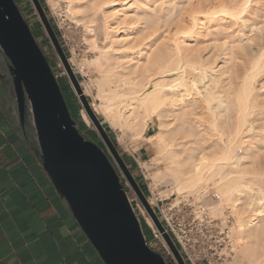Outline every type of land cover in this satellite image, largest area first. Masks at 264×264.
I'll list each match as a JSON object with an SVG mask.
<instances>
[{"label": "bare ground", "instance_id": "obj_1", "mask_svg": "<svg viewBox=\"0 0 264 264\" xmlns=\"http://www.w3.org/2000/svg\"><path fill=\"white\" fill-rule=\"evenodd\" d=\"M64 1L87 32L92 54L80 67L95 76L99 103L93 110L120 140L129 136L151 147L153 154L139 159L143 169L156 168L147 176L151 188L166 182L168 196H192L213 214L228 209L234 219L229 230L239 241L237 263L264 264V166L257 162L264 124L258 123L261 89L254 85L264 73V46L236 77L235 56L225 43L224 64L215 68L196 42L227 18L242 20L255 0H172L178 10L168 11L170 2L164 13L163 2L150 0ZM82 116L90 123L85 110ZM152 118L157 129L146 134ZM210 189L215 199L206 197Z\"/></svg>", "mask_w": 264, "mask_h": 264}, {"label": "water", "instance_id": "obj_2", "mask_svg": "<svg viewBox=\"0 0 264 264\" xmlns=\"http://www.w3.org/2000/svg\"><path fill=\"white\" fill-rule=\"evenodd\" d=\"M32 2L71 72L39 1ZM5 59L8 79L2 71ZM0 69L3 85L9 86L10 95L11 88L14 91L21 125L27 119L30 126L34 153L103 262L167 264L161 254L147 243L107 154L77 129L47 59L14 0H0ZM78 92L81 93L79 88ZM81 99L177 261L185 264L83 94Z\"/></svg>", "mask_w": 264, "mask_h": 264}, {"label": "rangeland", "instance_id": "obj_3", "mask_svg": "<svg viewBox=\"0 0 264 264\" xmlns=\"http://www.w3.org/2000/svg\"><path fill=\"white\" fill-rule=\"evenodd\" d=\"M14 1L17 4L35 40L37 41L47 59L52 73L58 82L63 98L68 107L70 116L75 121L77 129L86 139L96 143L107 154L111 164L115 168L120 182L124 190L126 191L128 198L130 199L131 206L133 207L134 212L139 220L143 234L145 235L146 240L149 241V245L161 254L167 264H179L172 250L167 244L162 232L159 231L154 222V225H151L148 222V218H151L149 212L142 203L137 191L132 186L126 173L107 146L103 136L100 134L96 125L91 120L81 99V94H83L90 109L101 123V126L103 127L106 135L115 147L119 157L122 159L129 173L137 183V186L141 190L142 194L145 196L148 204L150 203L148 201L149 198L151 202L153 200L155 201L156 197L164 198V205L169 203L172 204L174 201L180 199L177 201L180 202V205L182 206L179 220L183 223V225H185L186 229H189V232L192 235L195 244H199L200 246H207L208 242L219 238L220 241H222L219 249L222 250L223 254H225L226 257L224 261H222L221 259H219L218 261L222 262L221 264H238L235 257L237 255L235 251L238 250L239 241L235 237V235H233L234 233H231L232 230H229V226H231L234 220L233 217H231L232 214L229 212V210L224 209L223 214H213L207 209V206L203 204V201L194 199V197L192 196H190V199L188 200L183 199V201L182 197L178 196L177 193H173L172 195L168 196L164 194V192H162L169 187L166 182H161L155 189H152L150 186V179L147 176L149 172L155 170L156 168L152 167L150 169H143L138 165V163L131 155L134 150L140 147L138 145L146 146L147 144H142L140 141L138 142L136 140H132L129 136L124 137V141L120 140L118 131L111 127L109 122L105 119L103 113H96L93 110L92 104L94 102L99 103V100L95 96L96 90L92 81L95 76L92 71H88L87 68L82 69L80 67L81 61L85 58H90L92 52L88 49V44H86L87 32L86 30H84V25L68 15L66 10V2L64 0H38L47 18V21L49 22L50 26L54 28V30H52L59 43L63 55L66 58L71 72H69L64 63L62 55L59 54L58 50L53 44V41L45 30L41 18L32 0ZM150 1L151 4L157 5H161V2H163L162 7H160L163 11H161L162 13L165 12V9L168 10V4L170 2L175 7L178 4L174 5V3L180 2V0H174V3L172 2V0ZM193 1L196 2V0ZM210 1L211 4L213 3L212 1H214L215 4H217L218 2L222 3L224 1L228 2V0ZM165 4H167V6H165ZM173 6L172 9L169 8L170 10L168 11L173 12V9H176V11L178 10L179 5L176 8H173ZM248 11L249 12L242 14V20L227 18V21H222V25L219 28L220 30L218 29L219 32L217 30V32L203 36L196 41L199 42V47H202L204 56H208L209 59H215V65H217L215 68H218L219 66L224 64L221 47L222 44L225 43L229 47V51L231 53L233 52L232 56H235L233 60L231 59L230 63L236 77H240L246 66L249 64L251 58H253L259 51V49L264 46V0L253 1ZM158 12L161 13L160 11ZM230 63H228V66H230ZM263 78L264 73L258 75L254 81V85H256L255 87L259 90L261 89L260 91L257 90L259 91L258 99L260 101V104L262 103L260 107L261 109H259V117H261V119L258 120L259 124H264ZM257 79L259 81H257ZM260 80L263 82V84ZM257 82L263 86H259ZM87 87L89 88V91H86ZM78 88L81 90V93L78 92ZM82 110L86 111L90 119V123H87L83 118ZM156 123L157 122L154 120V118L149 120L146 134L152 133L157 129ZM137 142L140 144H137ZM146 147L148 150H150V153L147 157L140 160H147L149 156L153 154V150L151 149V147H149V145H147ZM257 149L260 153L259 160L257 161L259 162L258 165L264 166V142H260ZM136 159L139 161V158ZM142 171L145 177L143 176ZM211 191L212 190L210 189V192ZM206 195H209V191L206 193ZM206 197L213 198L211 195ZM177 202H174V204H177ZM149 206L152 208L150 204ZM152 210L158 217L161 224H163L158 211L154 210V208H152ZM206 217H210L214 220L215 225L212 227V229H210L209 227L200 226L202 224V220H205ZM165 232L170 236L177 250L181 254V257L185 264H189V262L183 255L180 243L177 241L174 233L170 231ZM183 236L184 234L180 230H178L177 237L181 239L183 238Z\"/></svg>", "mask_w": 264, "mask_h": 264}, {"label": "crops", "instance_id": "obj_4", "mask_svg": "<svg viewBox=\"0 0 264 264\" xmlns=\"http://www.w3.org/2000/svg\"><path fill=\"white\" fill-rule=\"evenodd\" d=\"M8 108L0 104V264H105Z\"/></svg>", "mask_w": 264, "mask_h": 264}, {"label": "built area", "instance_id": "obj_5", "mask_svg": "<svg viewBox=\"0 0 264 264\" xmlns=\"http://www.w3.org/2000/svg\"><path fill=\"white\" fill-rule=\"evenodd\" d=\"M134 159L140 166L139 161L136 158ZM209 194L213 198L217 197L215 195V192L211 191L209 192ZM163 201L164 198L156 197L155 201H152L149 204L152 206V208H154V210L158 211V214L163 221L162 225L164 230L174 233L177 241L180 243L183 255L189 262V264H221L222 262H219L218 260L221 259L222 261H224L226 257L225 254H223L222 250L219 249L222 241H220L219 238H216L213 241L208 242L207 246H200L199 244H195V241L193 240L189 229H186L185 225H183V223L179 220V215L182 209L180 202H178L177 204L169 203L164 205ZM214 225V220L210 217H206L205 220H202V224L200 226L209 227L210 229H212ZM178 230H180L184 234L183 238H181L184 241L177 237ZM147 243L149 244V241H147Z\"/></svg>", "mask_w": 264, "mask_h": 264}, {"label": "flooded vegetation", "instance_id": "obj_6", "mask_svg": "<svg viewBox=\"0 0 264 264\" xmlns=\"http://www.w3.org/2000/svg\"><path fill=\"white\" fill-rule=\"evenodd\" d=\"M7 60L5 59V61H3V67H2V71L3 74L7 72ZM1 70V69H0ZM8 73V72H7ZM5 74V77L8 79L9 78V74ZM10 83V80L8 81V84ZM8 86V85H7ZM9 87V86H8ZM8 87H5L3 85V78L0 75V104L4 105L5 107H9L8 109H10V111L12 110L13 116L15 121L17 122L19 129L21 130L23 136L30 141L32 139V132L30 129V126L27 122V119H24V125H21L20 122V118H19V114L17 111V105H15V100H14V91L11 88V95L8 92ZM27 114V113H26ZM24 118H26V115H24Z\"/></svg>", "mask_w": 264, "mask_h": 264}, {"label": "trees", "instance_id": "obj_7", "mask_svg": "<svg viewBox=\"0 0 264 264\" xmlns=\"http://www.w3.org/2000/svg\"><path fill=\"white\" fill-rule=\"evenodd\" d=\"M52 27V26H51ZM52 29L54 30V28L52 27Z\"/></svg>", "mask_w": 264, "mask_h": 264}]
</instances>
